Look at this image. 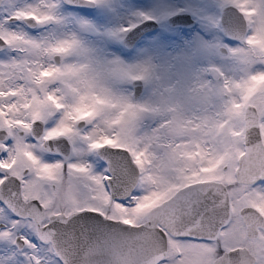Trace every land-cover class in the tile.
I'll list each match as a JSON object with an SVG mask.
<instances>
[{
  "label": "snow or ice",
  "instance_id": "1",
  "mask_svg": "<svg viewBox=\"0 0 264 264\" xmlns=\"http://www.w3.org/2000/svg\"><path fill=\"white\" fill-rule=\"evenodd\" d=\"M0 264H264V0H0Z\"/></svg>",
  "mask_w": 264,
  "mask_h": 264
}]
</instances>
